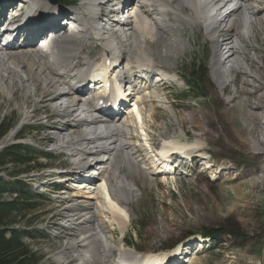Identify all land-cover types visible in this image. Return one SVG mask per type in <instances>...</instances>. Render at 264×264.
<instances>
[{
  "label": "rangeland",
  "instance_id": "1",
  "mask_svg": "<svg viewBox=\"0 0 264 264\" xmlns=\"http://www.w3.org/2000/svg\"><path fill=\"white\" fill-rule=\"evenodd\" d=\"M67 1L80 3L79 0ZM175 5L178 6L177 3ZM44 7L47 6L36 7L33 5V9H37L36 11ZM257 7H264V2H261ZM25 9L24 7L23 11ZM84 10L85 8L82 7L76 11V14L84 12ZM26 11L31 10L26 9ZM0 12H2L1 8ZM183 12L189 13L190 10L184 8ZM258 16L264 19V13H259ZM162 18L163 25L179 38L178 42L181 47L170 54V67H168L170 70L168 69L169 76L166 84L155 81H151L152 84L146 83V87L144 83L138 84L139 87L142 85L141 90L145 87L147 92L152 94V97L149 98V105L145 104L143 110L139 105L142 116L144 114V124H141V127L151 141L157 145L162 143L160 133L164 132L165 127L168 130L167 138L179 137L184 143H186L185 141L193 142L196 150L203 145L208 148V151H203L205 154L201 153V155L198 152V156L192 162L184 163L183 170L186 174L176 175L152 174L150 173L153 170L152 167L148 168L143 162H139V167L138 164H131L126 159L128 152H120L115 160L125 173L131 175L127 181L131 188L128 203L133 205V209L126 207L129 216L125 227L118 225L117 221H109L108 227L104 228L106 232H99V237L102 236L101 234L106 235L105 237L108 235L107 238H111L110 242H114L117 252L121 247L126 251L135 250L142 254L159 256L172 252L169 247L178 239L183 238L184 242L191 240L189 243L192 251L187 254V261L183 263L178 261L184 258L183 254L175 259V264H264V131L261 132L262 124H259V121L264 120L262 118L264 112L255 108L251 109L249 103L245 102L247 95L239 90L243 86V82L247 80L243 71H250L249 63L253 62L256 66H264V30H259V25L254 17L253 29L251 28L249 33L241 38L245 42L243 49L246 52L244 51L242 56H236L240 67L231 72L225 85L226 91H222L221 86L211 77L214 51L212 41L205 31V23L201 20L198 24L188 26L183 21L176 20L171 14L168 15V18L165 16ZM60 26H62V30L68 31L66 25L61 24ZM252 30L254 31L252 32ZM68 34L79 36V33ZM167 37L172 39L169 35ZM149 38L151 41L147 45L150 47L144 46L153 52V66L160 68L159 52L164 49L158 42L153 41L150 35ZM18 42L15 41L11 44L12 46L9 45L10 48L7 47L5 51L8 53L20 52ZM93 42H86L87 48L81 54V58L84 59L88 56L95 59L103 56L104 53L100 47H97V42ZM223 49L224 46L221 47V50ZM24 57H33L44 61L42 57L34 55L30 57L24 55ZM246 58L249 62L246 61ZM196 61L198 63L205 62L209 68L208 73L203 75L201 89L189 88L185 81L193 62ZM252 74L264 83V77L260 78L258 71ZM18 85L19 82H16V86ZM14 88V84L8 83L0 90V131L7 126H12L7 136L0 139V150L15 140V136L23 131L21 130L23 126L30 124L33 127L29 129L31 131L22 140V143L31 146V149L35 151L34 154L32 153L33 156L38 157V153L47 152L54 157L57 150H54L53 146L48 143L54 139L52 138L54 132L52 134L45 131L46 128L51 129L49 126L61 123L59 120H62V118L52 116L51 107L54 103L40 102V96L30 93L29 89L15 90ZM214 91L218 95H213ZM156 99H159L158 102L155 101ZM135 100L136 98L129 103L125 114L134 108ZM251 100V105L256 106L255 99ZM172 103L176 106L172 107ZM34 107L38 108L36 114L33 117L24 118L23 112L26 109L31 111ZM175 113H182L186 116L191 113L195 116L196 118L193 119L196 125H200L202 128L206 127L211 131L212 139L209 143L207 144L200 136L198 127L191 126L186 121L181 122L180 126L176 124L177 126L170 127L169 116ZM73 117L75 115L68 118ZM254 117H258V122ZM184 120L186 119L184 118ZM136 126L138 124L134 123L133 133L137 132L136 130L141 132V128L137 129ZM235 130L240 133L241 142H238L239 136H236ZM253 140L255 142L252 145L250 141ZM130 142L132 145L135 143L136 147L139 146V149L142 147L141 140L137 137ZM61 150L65 152L63 160L72 163L69 167L58 166L63 162L59 160L60 157L49 160L39 157L33 163L34 170L23 175L25 181L29 183L31 191L42 195L34 202L39 206L37 205L38 207L29 212L22 220L24 224H34L40 233V237L25 241L29 249L37 252L39 264H65L68 258L76 256L77 252L71 250L66 251L65 254L62 252L69 239L63 235L62 228L58 226L68 225L65 219L58 216L59 202L64 198H69L73 193L88 195L94 189L89 186L88 189L80 190L82 181L76 179L72 181L63 178L61 183H56L58 172L72 171L78 165V160L71 157L66 148ZM140 150L142 154L143 151ZM97 153L95 154L98 155ZM103 155L101 153V156ZM203 155L209 161L208 166L200 161ZM102 165L106 166L107 164ZM218 165L221 167L217 169ZM223 165L232 168L234 173L227 176L222 174L220 170ZM152 166L155 165L152 164ZM82 171L81 173H83ZM91 171L94 173L93 169ZM235 172H238L239 175L242 172L244 174L239 176ZM49 173H51L50 176ZM97 186L101 188L102 181H99ZM99 187L92 198L82 199L92 204L105 203L101 197L99 198V195L97 196ZM106 218L108 219V217ZM99 223H102L100 218L95 221V225ZM217 229L224 232L216 237L208 238L203 247L196 244V237L200 236V231L212 232ZM126 239L131 241L132 246L126 245ZM99 248L105 250L101 245ZM105 254L108 258L106 264H112L111 251L105 250ZM71 264H79V262L74 261Z\"/></svg>",
  "mask_w": 264,
  "mask_h": 264
},
{
  "label": "bare ground",
  "instance_id": "2",
  "mask_svg": "<svg viewBox=\"0 0 264 264\" xmlns=\"http://www.w3.org/2000/svg\"><path fill=\"white\" fill-rule=\"evenodd\" d=\"M118 1L119 0H80L77 9L80 10L83 7L85 10L84 12H78L76 16L73 17L79 20L83 27L78 31L79 36L65 33L59 35L60 37L51 38L52 44L56 47V50L52 54V59H54L52 67L46 65L41 59H35L30 57L31 54H27L28 52H32V49L30 50L28 47L31 48L34 45L24 46L21 48L20 52L15 51L12 53L5 51L7 47L10 48L12 45L0 49V90L8 83L14 84L15 90L29 89L30 93H36L40 96V102L46 101L52 104L54 103L51 107L52 116L62 118L61 123L49 126V128L53 129L54 134H52L54 136L52 138L54 139L60 136H66L65 134H67V137L63 139L61 143H57L58 145H56V147L66 148L70 156L78 160V165H76L74 170L72 169V171L65 173L66 179L73 181L75 178L88 175V173H85L87 170L82 171L85 165L90 166L92 163L84 162L87 155L91 152L90 149L87 150L86 148L96 141L103 142V147L99 144L93 145L92 147L93 149L99 146L102 147L99 152L95 151V153L98 152V155L95 154L97 160L94 165H98V169L96 170L95 168L94 170L96 171H93L95 175L89 180H83L81 182L82 186L80 190L88 189L89 186H92V188L94 187V189L90 191L88 195L73 193L69 198H64L59 202L60 210L58 216L65 219L68 225L58 226L62 228L63 235L69 239V242L62 252L64 254L69 250L77 252L76 256L68 258L65 264H71L74 261H78L79 264H106L108 258L105 254V250L99 248L100 245L102 246L103 237L106 235L103 236V234H101V238L99 237V232L103 231L104 233V228L108 227L109 221H117L118 225L125 227L129 216L126 207L128 206L133 209V205L128 203L131 188L128 186L127 181H129L128 178L131 177V175L130 173H125L121 166L117 165L115 159L120 152L127 151L128 155L126 153V159L129 163L133 164L136 161H131L130 158L137 157L136 160H138V156L140 157L143 154H141V150L138 148L139 146L136 147L135 143V145H132L130 140L136 137L132 130L134 123L138 124V126L140 125L139 127H141V124H144V114L142 116L141 111L144 109L145 104L149 105V98L152 97V94L147 92L148 90L145 88L146 85L143 90L140 89L142 85L140 87L138 86V84L143 83V78L139 76L138 78L141 80L137 79L136 82H134L131 80V76L136 77L137 71L140 68H145L147 72L151 73L154 71L153 52L147 48V43L151 41L149 35L152 37L153 41L158 42L161 48L164 49L159 52L161 64L160 68L157 67L159 73L153 75V77L157 79L156 83H165L162 79H168L170 54L181 47L178 42L179 38H177L168 27L163 25L162 16L168 18V15L171 14L176 20L180 22L183 21L184 24L188 26L198 24L201 20L205 23V31L212 41L214 51V58L211 62V77L221 86L222 91L226 89L225 85L229 80L231 72L240 67L236 56H242L245 51L243 49V43L245 42L241 39L246 36L244 29L250 30L253 27L255 23L253 20L255 17L256 23L259 25V30H264V19L258 16L259 13H264V7H257L260 6L261 2H264L260 0H137L138 2L136 1V4H133L134 0H126L127 8L124 5L122 9L117 3L113 4ZM11 2L12 0H0V6L5 7L7 3ZM19 2H22L21 5H23V7L31 10L29 12L25 10V14H30V16H28V22L24 21L31 25V28L28 30L30 34H38V31L43 32L44 29L49 30L51 25L57 26L56 20L58 16L63 13L58 5L51 4L49 1L43 0L42 2L34 0L28 3H24L23 1ZM175 2L178 6L175 5ZM118 3H120V1ZM29 4L31 6H29ZM32 4L36 7H47L36 11L37 9H33ZM115 5L118 7H115ZM184 8H188L190 12L184 13ZM119 9H124L122 12L125 13L119 12V15L115 17ZM226 11L230 12L224 14ZM250 17H253V19L249 20ZM21 25H23V23H21ZM28 31L20 30V32L18 31V33H16V37L19 36L17 41H19L18 44L20 46L22 43L26 42L20 39ZM253 31L254 30H252V32ZM167 35L171 36L172 39L170 40ZM47 38L48 37H46L45 40H47ZM93 41L97 42L98 45H96L101 48V51L104 53L103 56L95 59L88 56L84 59L81 58V54L87 48L86 42L92 43ZM222 46H225L223 49L225 51L221 50ZM22 54L30 58H26ZM91 60L93 61L91 62ZM246 61H248L247 58ZM249 65L250 71H243V75L247 80L245 79L246 81L243 82V86H241L239 90L244 95H247L245 102L247 104L249 103L251 109L255 108L264 112V83L252 74L258 71L260 73V78H263L264 66H256L253 62L249 63ZM55 67L58 68L55 69ZM90 69L98 70L99 73L104 76H107L109 72L118 73L121 78L127 80L129 86L134 88L132 90H135L139 102L135 100L133 105L134 108L131 109L128 114H125V109H127L128 105L126 106L122 101L118 107L114 108L115 111L110 113V109H108V105H111L109 102L110 98L105 97L102 91H97V93H95V90L92 91L90 87L85 85L86 80H88L87 73ZM173 74L176 76L174 72ZM68 79L75 80L74 85L76 86L64 89L63 91H57V87L64 88L63 85L67 84ZM152 79L154 78H151L149 81L150 83ZM106 81L107 78L99 81L100 87H105ZM16 82H19L18 86H16ZM129 90L131 91V88L127 90V93H129V95L133 94V92H129ZM89 92L91 94L94 93L92 98L87 96ZM212 94L218 95L216 91L212 92ZM100 98H103L102 103L97 102ZM133 99H130V102ZM251 99H255L256 106L253 107L251 105ZM158 100L156 99L155 101L158 102ZM139 105L140 107L142 106V110L139 109ZM175 106L176 104L172 103V107ZM37 110V107H34L31 111L26 109L23 112L24 118L33 117ZM100 113H104V119L100 118ZM71 115H75V117L68 118ZM87 115H94L90 122L83 117H79ZM169 117L171 120L170 127L176 124L180 126L181 122L186 121L191 126L200 129V136L203 137L207 144L212 139L211 131L207 130L206 127L202 128L200 125H196L194 120L196 117L191 115V113L187 116L182 113H175ZM184 118L186 120H184ZM257 118L255 119L258 122ZM245 122L247 123V121ZM253 122H255V120H253ZM86 123L92 125L98 123V125L100 124L103 126V131H99L96 127H92V125L88 124L93 128V131L91 135L87 136L84 133L85 131L82 130L83 125ZM259 124H262L261 127L263 130L261 132H263L264 120L261 122L259 121ZM164 129V132L160 133L162 137L160 147H167V149L171 150L179 146L183 148L194 147L193 142L185 141L186 143H184L179 137L167 138L166 135H168V130L165 127ZM141 130H143L142 127ZM235 133L237 137L239 136L238 142H241L239 139L241 138L240 133L236 130ZM250 142L253 145L255 141L253 140ZM205 150L208 151V148L202 145L201 148L199 147V149L195 151V156H198V152L199 155H201V153L203 154ZM99 153L107 155L105 161L99 158ZM143 158L146 159V163H149L148 168H151V163L154 161H150V157H145V155ZM141 161L142 159L138 162ZM200 161L206 165L209 162L204 155L201 157ZM105 163L107 164L106 166L102 165ZM220 167L221 166L218 165L217 169ZM117 170L118 172H116ZM81 171L83 173H81ZM220 172L224 175L226 174L225 176L232 172L234 173L232 168L225 165L222 166ZM150 173L160 174L154 172V170L150 171ZM242 173L240 175L244 174ZM162 174L172 175L169 173ZM235 174L239 175L238 172H235ZM50 175L51 173H49V176ZM99 181H102L101 188L97 186ZM97 187H99L97 196L99 195V198L101 197L105 203L92 204L82 199L92 198L93 194L97 192ZM79 197L81 200L78 199ZM106 217H108V219ZM98 218L102 220V223L95 225V221ZM107 237H105V239L110 241L111 238L109 239ZM198 237L205 238L204 236ZM189 242H191V240H189ZM189 242L185 243L184 246L189 245ZM122 253H132V251H126L120 247L116 255H121ZM187 254L188 253L185 254L186 256H184V258L178 261L182 263L186 262L188 257ZM174 256L175 253H168V255H150L149 257L153 260H160L162 257V259L166 257L170 260ZM132 259L137 260V258ZM137 264H141V262Z\"/></svg>",
  "mask_w": 264,
  "mask_h": 264
},
{
  "label": "trees",
  "instance_id": "3",
  "mask_svg": "<svg viewBox=\"0 0 264 264\" xmlns=\"http://www.w3.org/2000/svg\"><path fill=\"white\" fill-rule=\"evenodd\" d=\"M189 72L186 76L187 85L192 89H201L203 75L207 74L205 63L193 62ZM24 128L14 141L0 150V264H39L37 252L29 249L25 241L40 237V233L34 224H24L22 220L39 206L34 202L40 195L31 191L23 175L34 170L33 163L39 157L46 160L50 157L45 153L33 156L35 151L31 146L21 142L31 131L30 127ZM11 129L12 126H7L0 131V139L6 137ZM221 232L224 231L217 229L212 232L200 231V234L204 237L216 236ZM126 243L132 245L127 239Z\"/></svg>",
  "mask_w": 264,
  "mask_h": 264
},
{
  "label": "water",
  "instance_id": "4",
  "mask_svg": "<svg viewBox=\"0 0 264 264\" xmlns=\"http://www.w3.org/2000/svg\"><path fill=\"white\" fill-rule=\"evenodd\" d=\"M51 1H54V0H51ZM182 239H183V238H182ZM182 239H178L176 242H174V243L172 244V246L175 245L176 243H178L179 241H181Z\"/></svg>",
  "mask_w": 264,
  "mask_h": 264
}]
</instances>
